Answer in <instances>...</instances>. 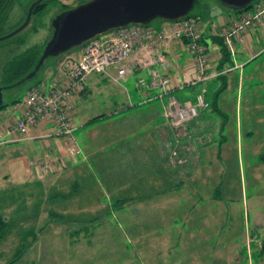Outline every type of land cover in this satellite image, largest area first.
<instances>
[{
    "label": "rangeland",
    "instance_id": "obj_1",
    "mask_svg": "<svg viewBox=\"0 0 264 264\" xmlns=\"http://www.w3.org/2000/svg\"><path fill=\"white\" fill-rule=\"evenodd\" d=\"M35 1L19 0L0 38L24 25ZM89 1L49 0L47 9L33 15L25 29L0 41V88L4 89L3 103L8 105L0 120L16 121L28 90L62 78L64 64L79 60L82 47L47 56L34 77L11 88L3 84L5 67L35 47L42 51L44 59L59 16ZM205 6L213 7V11L204 10L206 19L202 21L204 31L210 35L208 24L218 25L219 18L226 21L232 12L219 0H201L193 13ZM151 26L165 27L162 20L153 21ZM183 56L187 58V54ZM245 70L241 89L237 85L238 72H234L236 76L227 74V86L222 92L221 79L195 89L200 94L208 92L206 101L211 107L206 109V116L211 117L194 133L217 137L220 132L227 137L217 138L219 166L215 160L216 166L209 172L202 169V174H194L201 189L198 208L190 200L184 209L179 205L176 156L169 155L164 160L161 173L152 171L150 164L161 161L155 154L149 158L152 145L138 140L154 132L160 135L163 123L168 121L159 100L152 101L153 109H160L156 118L151 109L149 114L147 109L142 111L151 105L128 102L126 90L138 95L132 77L129 84L99 79L89 96L75 104V118L80 122H75L79 134L74 133V137L90 141V149L96 152L93 160L86 150L92 172L78 176L77 184L70 172L57 178V185L51 188L40 180L36 170L28 169L29 159L36 155V149L39 151L38 143L0 146V217L9 225L0 241V264L14 259L18 264H264L260 246L264 243V165L260 161L264 154V52ZM179 95L177 92L178 98ZM103 116L106 119L95 121ZM151 118L155 122L149 124ZM91 119L95 122L87 123ZM169 162L171 167L166 166ZM64 177L67 180L63 181ZM216 188L220 199L210 200ZM53 193L60 196L54 198ZM48 197L51 198L47 200ZM185 211L209 216L202 223L204 230L196 234L200 235L194 261L180 244L181 224L168 223L162 217L177 218Z\"/></svg>",
    "mask_w": 264,
    "mask_h": 264
},
{
    "label": "built area",
    "instance_id": "obj_2",
    "mask_svg": "<svg viewBox=\"0 0 264 264\" xmlns=\"http://www.w3.org/2000/svg\"><path fill=\"white\" fill-rule=\"evenodd\" d=\"M264 23V7L242 16L240 21L223 36L233 54L236 44L244 43L246 34L256 25ZM202 22L186 18L167 24L159 29L153 26L131 25L102 35L82 47L79 60H71L63 66V77L50 84L32 87L22 102V117L11 124L0 120V145L30 142L51 137L62 139L69 156L74 160L83 151L74 137L75 104L85 95L88 78L91 75L109 76L115 68L119 78L146 72L136 77V88L141 93L155 91L154 99L161 100L163 115L173 127L180 129L197 119L200 110L210 104L206 101L204 90L195 103H181L175 95L177 85L169 75V45L174 42L184 44L193 57L196 75L184 82L196 85L209 79L207 70L211 62L209 47L202 43ZM153 100L148 97L147 101ZM46 127L49 130L45 132ZM62 162V161H61ZM44 172L56 173L65 164L57 165L53 159L35 163Z\"/></svg>",
    "mask_w": 264,
    "mask_h": 264
},
{
    "label": "crops",
    "instance_id": "obj_3",
    "mask_svg": "<svg viewBox=\"0 0 264 264\" xmlns=\"http://www.w3.org/2000/svg\"><path fill=\"white\" fill-rule=\"evenodd\" d=\"M200 9L202 10L200 11V13L205 12L204 10L213 11L212 10L213 7H210V6L201 7ZM202 17H203L202 21L206 19L205 16L202 15ZM234 19L236 20L237 18L232 17V20ZM164 26L166 27L167 23H164ZM162 28L164 27H160L159 29H162ZM207 28L210 31V35H207V33L204 31V26L202 27L203 38L206 37L204 38V41L206 45L209 46L210 50L212 51L211 52V64H210V68L208 71L209 79L207 81L198 82L196 85H185L184 82H186V80H190L192 77L196 75V72L194 69L193 57L192 55L189 54V52H186L187 50L184 44L174 41L169 45V59H170L169 75L173 78L175 85H177L175 89V95L177 97V92L180 93L179 95L180 97L179 98L177 97V98L181 103H185V102L195 103L197 96L200 94L195 89L196 88L198 89L199 87L207 83L215 82L216 80L219 79V77H216V75L219 73L218 67L220 64V53H219L220 50L217 45H214L212 43V40L210 39V37L214 34H217L221 30H223V27L219 28L218 25H214L213 22H210ZM263 38H264V23L256 25L252 30H250L245 36L244 43L236 44V55L233 58L234 65H235L233 67L234 69L232 70V69H229L228 67L227 69L230 70L228 71V74L233 73L232 74L233 76H236L234 72L239 73L237 77L238 78L237 85L239 89H241V84L243 83V78H244L243 76L246 71L245 68L247 64H250L251 62L257 60L260 56H262L264 52V39ZM260 45H262L263 47L262 48L260 47L259 49L257 46H260ZM183 54H187L186 56L187 58H185ZM113 71H115V73H113ZM138 74L145 75L146 72L142 71L135 75H129L125 77L124 79H121L118 77L116 69L111 68L109 71L108 77L100 76V75H91L88 78L87 93L81 96V98L79 99H83V98L86 99L91 93L92 86L95 85L96 81H98L99 79L105 78L107 80L114 82L115 84H120L121 82L122 83L125 82V84L127 83L129 84L128 79L131 77H132L131 79L135 78L134 79V82H135L136 76ZM94 77H97V80L95 79V81L91 83L90 81ZM135 86H136V82H135ZM191 89L195 91H192ZM137 92H138V95L126 90L128 102L130 104L136 103L138 105H142L143 107L151 105L150 107H146L145 109H142V111L147 109L146 110L148 112L147 114H149V112L152 110L154 111L155 118H156V116H158L159 114L158 110L160 109L159 108L153 109L154 103L152 101L157 100V99H154L156 96L155 91L151 92L150 94L141 93L138 90ZM207 95H208V92H206V97H208ZM148 97L152 98L153 100L147 101ZM159 102H160L159 107L162 109V114H163V104L161 100H159ZM146 103H149V104L146 105ZM131 108L132 107H130V109ZM123 111L124 110L122 109L121 112ZM206 114H207L206 110L205 111L200 110V115L197 119L185 124L180 129H177L173 127L171 124L164 122L162 129H160V135L158 134L159 136L156 135L154 132V133L148 134L147 137H144L143 139L138 140L139 142L150 143L152 145L151 148L153 152L150 154L149 158H154V154H155L156 157L159 158L157 160L161 161V162H157V164L155 163L150 164V167L153 172H157V171L160 173L162 172L164 168L161 164L164 165V160L166 158H169L168 157L169 155L176 156V158L178 159V161H176L175 163L176 164L175 168H178L179 183H180L179 190L177 192H179V200H180L179 205L183 209L186 208L187 205H185V203L188 202V200H190L189 202L193 201L191 202L193 207L194 206L195 208L200 207V204L198 201V192L201 189L197 184L199 180L197 177H194V174L198 176V174H202V171H201L202 169H206L209 172L214 166H216L215 160L216 161L217 159L219 160V157H220L219 156L220 153L218 151L219 149L216 147V145L219 144V141L217 140V138L219 137L220 140H223V139L226 140L227 138V137H224L222 134H220V132L217 137L212 136V135H207V134H205L204 136L199 135L198 133H196V131L194 133V130H197L203 121H206V119H209L211 117L208 115L206 116ZM21 117H22V111H21L20 116L16 118V120H19ZM103 119H106V117L103 116L102 118L98 120H103ZM1 121L4 124L13 123V122H6L8 121V119H1ZM92 121L93 119L89 120L87 123H92ZM75 122H80V118L75 120ZM148 122L149 124H151V123H154L155 121L153 118H151V121H148ZM87 123H83V124H87ZM80 126H84V125H80ZM43 130H45L46 132L49 130V127H46ZM78 131L76 129L74 133L77 135V133L79 134ZM192 131L193 133H190ZM79 136H78V139H79ZM175 138L177 139L178 142H175ZM31 142L38 143L37 145H39V151L36 149L37 151L36 155H34V157L29 159L30 165L28 164V167H29L28 169L36 170L37 173L41 177L40 180L42 181L44 180V182L49 184L51 188H54L57 185L58 183L57 178L66 176L70 172L71 174L74 173L73 182L75 184H77L76 178L78 176H84L86 172L89 175H91L93 165H91L88 162V155H86L87 154L86 150H88L89 156H91L93 160H94L96 152L90 149L92 145L90 141H86L85 139L77 141L78 144H83V147H81L83 150V155L80 156L83 158L80 159V157H78L77 160H74L73 158L69 156L66 144L64 143L62 139L51 137L48 139L36 140V141H31ZM31 142H23V143H31ZM111 144H113V142H111ZM223 148L224 147L222 145V150ZM102 150L104 151V148ZM111 150L113 151V149ZM26 158L27 157H25V159ZM50 158L55 160L57 165H60V162L62 161L65 164L66 168L64 167V169L59 170L56 173H53V172H44L39 167L35 166L36 162L45 161ZM214 162H215V165H214ZM205 163H207L206 166H205ZM166 166L171 167V162L167 163ZM217 166H219L218 161H217ZM24 175L26 177H29V173L25 171H24ZM65 180H67L66 177L63 178V181ZM202 184H203V180H202ZM191 186H194V189L191 188ZM217 189L218 188L214 189L215 190L214 195L211 196L212 198L210 200L219 201L220 198H219V192ZM53 196L54 198H57L60 195L59 194L54 195L53 193ZM50 198L48 197L47 200H49ZM184 198L186 199L185 202L182 200ZM183 204H184V207L182 206ZM162 217L168 223H175V224L180 223L181 224V226L179 227L181 231L180 244L182 246V249L187 253V255L191 256L192 260L194 261L195 259L194 256L198 255L196 246L198 245L197 238L200 235L199 234L197 236L196 234L199 231L204 230V228H202L203 227L202 223L204 219L209 216L204 217L203 214L193 215L185 211L183 215H179L177 218L176 217L175 218L166 217V216H162ZM189 242L190 244H187ZM260 246L262 247V244ZM174 248L175 247H173L172 249ZM156 253L162 254L160 252H156Z\"/></svg>",
    "mask_w": 264,
    "mask_h": 264
},
{
    "label": "water",
    "instance_id": "obj_4",
    "mask_svg": "<svg viewBox=\"0 0 264 264\" xmlns=\"http://www.w3.org/2000/svg\"><path fill=\"white\" fill-rule=\"evenodd\" d=\"M45 0H36L31 6L24 25L12 34L0 38L10 39L25 29L33 16L35 8ZM201 0H91L81 6L68 10L59 16L56 33L41 58L34 77L46 61L47 56L69 53L77 47L111 31L131 25L151 26L155 20L178 22L188 18ZM258 0H219L221 5L234 12L249 9ZM27 78V79H28ZM3 88H0V107L3 105Z\"/></svg>",
    "mask_w": 264,
    "mask_h": 264
},
{
    "label": "trees",
    "instance_id": "obj_5",
    "mask_svg": "<svg viewBox=\"0 0 264 264\" xmlns=\"http://www.w3.org/2000/svg\"><path fill=\"white\" fill-rule=\"evenodd\" d=\"M48 1L49 0H45L40 5H38L34 10L33 15L40 14V13L44 12L48 7V4H49ZM18 2H19V0H0V33L3 32L4 25H5L8 17H9V14L12 11V9L16 6V4H18ZM84 3H86V2H84ZM65 7H68V6H65ZM262 7H264V0L263 1L258 0L247 10H244L241 12H234V11L230 10L232 12V14H231L232 16L229 19H227L226 21H223V20H221V18H219L218 26H219V28L223 27V30H221L217 34L212 35L210 37V39L212 40V43L214 45H217L219 47V50H220L219 51V53H220V64L218 67L219 73L216 75V77H219V79H221L223 81V85L220 89V92H222L225 89V87L227 86V74H228V71H230L227 69V67L229 69H232V70L234 69L233 67L235 65H234L233 58L236 55V52H235V54H233L231 52V50L228 48V45H227L226 40L223 36V33L225 30H229V29L231 30L233 28V26H235L236 23L238 21H240L242 16L245 15L246 13L256 11L257 9H260ZM202 15H203V13L194 12L189 17L195 18V19L199 20L200 22H202V19H203ZM232 17H235L237 19L232 20ZM164 23L169 24V23H173V22H164ZM202 26H203V23H202ZM204 38H206V37H204ZM204 38L202 39V43L205 45L206 43L204 41ZM41 53H42V51L38 47L31 48L28 51H26L24 54H22L21 56L17 57L8 66H6L5 67L4 82H3L4 86L6 88L14 87V86L20 84L21 82H24L29 76H31L34 73V71L36 70V67L41 60V56H42ZM209 54L211 55L210 47H209ZM210 64H211V62H210ZM210 64H209V68H210ZM209 68L207 70V73L209 71ZM208 76H209V73H208ZM205 98H206V94H205ZM7 108H8V105H5L3 103V105L0 107V113H2ZM96 120H98V119H96ZM260 161L264 165V154L261 155ZM8 227H9L8 222L3 217H0V241H2L5 238ZM262 250L264 252V243L262 244ZM20 254L21 253L18 254V257H20ZM18 262H19L18 259H14L9 264H18Z\"/></svg>",
    "mask_w": 264,
    "mask_h": 264
}]
</instances>
